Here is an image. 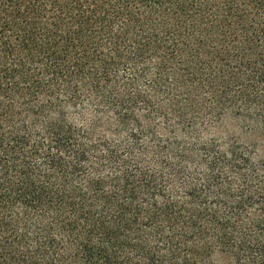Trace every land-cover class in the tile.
<instances>
[{"label": "trees", "instance_id": "1", "mask_svg": "<svg viewBox=\"0 0 264 264\" xmlns=\"http://www.w3.org/2000/svg\"><path fill=\"white\" fill-rule=\"evenodd\" d=\"M0 264H264V0H0Z\"/></svg>", "mask_w": 264, "mask_h": 264}, {"label": "rangeland", "instance_id": "2", "mask_svg": "<svg viewBox=\"0 0 264 264\" xmlns=\"http://www.w3.org/2000/svg\"><path fill=\"white\" fill-rule=\"evenodd\" d=\"M235 127H236V123L233 120H228L220 127V130H227Z\"/></svg>", "mask_w": 264, "mask_h": 264}]
</instances>
